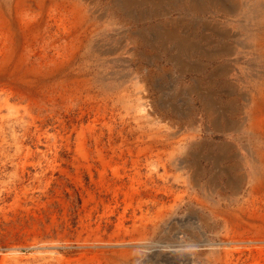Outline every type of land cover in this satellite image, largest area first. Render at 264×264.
<instances>
[{"label": "rangeland", "instance_id": "obj_1", "mask_svg": "<svg viewBox=\"0 0 264 264\" xmlns=\"http://www.w3.org/2000/svg\"><path fill=\"white\" fill-rule=\"evenodd\" d=\"M40 3L0 0L46 76L0 84V264H264V0Z\"/></svg>", "mask_w": 264, "mask_h": 264}, {"label": "bare ground", "instance_id": "obj_2", "mask_svg": "<svg viewBox=\"0 0 264 264\" xmlns=\"http://www.w3.org/2000/svg\"><path fill=\"white\" fill-rule=\"evenodd\" d=\"M19 1V4H18V8L19 6H24V5H30V4H39L41 5V1L42 0H18ZM48 1V0H47ZM50 1V0H49ZM7 3V2H6ZM13 3V2H12ZM11 3V4H12ZM23 4V5H21ZM76 4V3H75ZM85 5V4H84ZM44 6V5H43ZM238 6V5H237ZM225 9V8H224ZM18 10V9H17ZM236 10V9H235ZM89 12V11H88ZM72 14V13H71ZM76 18L74 20V23L73 25L71 26H68L67 27V24H63V25H59L58 28H62V29H66V37L67 39L69 38L68 35H71L72 34H75L77 35L83 28H84V25H85V22L88 21L86 20L87 18L85 17V14L83 12L82 9L80 8H77L76 10ZM12 19L10 17L7 16V12H4L2 9H0V23H4L6 26H8V29L11 28V23L10 22ZM14 22H17L15 19H14ZM29 22V21H28ZM90 22V21H89ZM22 23V22H21ZM41 23V22H40ZM55 23V22H54ZM17 24V23H16ZM31 25V24H29ZM37 26V25H36ZM40 26V25H39ZM21 27V26H20ZM56 27V25H55ZM1 28V27H0ZM5 28V26H4ZM42 28V27H41ZM88 28V27H87ZM90 28V27H89ZM88 28V29H89ZM35 29L36 28H31L30 32L34 33L35 32ZM67 29H70L71 33H69L67 31ZM15 31V30H14ZM13 31V32H14ZM21 31V30H20ZM41 31V30H40ZM83 31V30H82ZM86 31V30H85ZM21 33V32H20ZM56 33V32H55ZM54 33V34H55ZM43 34V33H42ZM82 34V33H81ZM34 35V34H33ZM51 35V34H50ZM53 35V34H52ZM58 35V34H57ZM62 35V34H61ZM259 35V34H258ZM10 37L12 39V33L10 32ZM40 37V36H39ZM22 38V37H21ZM64 38V37H63ZM62 38V39H63ZM73 38V37H72ZM75 38V37H74ZM83 38V36H82ZM29 39V38H28ZM27 39V40H28ZM5 40V39H4ZM32 40V39H31ZM262 40V38H261ZM30 41V39H29ZM38 41V40H37ZM80 41V40H79ZM83 41V40H82ZM260 41V40H259ZM33 42V41H32ZM68 42V41H67ZM264 42V41H263ZM28 45V44H27ZM30 45V44H29ZM79 45V44H78ZM264 45V44H263ZM84 46V45H83ZM65 47V46H64ZM264 47V46H263ZM69 48V47H68ZM81 48V47H80ZM25 49V48H23ZM82 49V48H81ZM79 50V49H78ZM22 52V50H21ZM70 52V51H69ZM51 53V52H50ZM76 53V52H75ZM45 54V53H44ZM263 54V53H262ZM39 56V55H38ZM54 56V55H53ZM58 56V55H57ZM76 56V55H75ZM264 56V55H263ZM50 57V56H49ZM74 57V56H73ZM72 57V58H73ZM37 58V56H36ZM64 60H67V59H64ZM67 62V61H66ZM52 63V62H51ZM29 64V60L28 58L24 57L22 54H20L17 50V47L15 46L14 42L12 43H2L0 42V84L2 86H4V88H8V89H14V88H22V87H25V88H30L31 86H34V85H38L42 82L43 78L46 77L44 76L43 77V72L44 70L41 69V68H38L36 66H33V64ZM62 65V61L61 60H56L55 61V64H54V67H52L50 70L48 69V75L52 73V71H54L55 68H59L60 66ZM64 67V66H63ZM62 68V67H61ZM58 70V69H56ZM72 71V70H71ZM46 72V71H45ZM64 72V71H63ZM69 73V71H67ZM61 73V72H60ZM74 73V71H73ZM64 74V73H63ZM66 74V73H65ZM76 74V73H75ZM62 75V74H61ZM80 75V74H78ZM60 76V75H59ZM75 76V75H74ZM69 77V76H68ZM61 78V77H60ZM63 78V77H62ZM73 78V77H72ZM76 78V76H75ZM59 78L57 77V80ZM65 79V78H64ZM2 80V81H1ZM52 80V79H51ZM56 81V80H55ZM85 81H88L85 80ZM2 82V83H1ZM60 82V81H59ZM73 82V80H72ZM71 82V83H72ZM80 82V81H79ZM77 83V82H76ZM47 83H45L46 85ZM50 84V82H49ZM73 84V83H72ZM75 84V83H74ZM48 85V84H47ZM56 85V84H55ZM43 86V85H42ZM57 86V85H56ZM62 86V84H61ZM41 87V85H40ZM48 88L50 86H47ZM80 87V86H79ZM78 87V88H79ZM82 87V85H81ZM89 87V86H88ZM7 89V90H8ZM52 89V87H51ZM87 89V88H86ZM38 90V89H37ZM47 90V89H46ZM80 90V89H79ZM18 91V90H17ZM44 91V90H43ZM85 91V90H84ZM9 92V91H8ZM13 92V91H11ZM31 92V91H30ZM41 91L39 90V93ZM50 92V91H49ZM66 92V91H64ZM258 92V91H257ZM3 93V92H2ZM1 93V94H2ZM16 93V92H15ZM73 93V92H71ZM75 93V92H74ZM10 94V92H9ZM14 94V93H13ZM21 94V93H19ZM12 95V94H11ZM44 95V94H43ZM47 95V94H46ZM5 96V95H4ZM14 97V96H13ZM257 97V96H256ZM19 99V98H18ZM24 99V97H23ZM22 99V101H23ZM21 100V99H20ZM256 100V103H255V111L256 112H261V110L263 109L262 106L264 105V90L259 94V96L257 97ZM251 103V102H250ZM264 107V106H263ZM255 112V114H256ZM251 129L258 133L259 135H261L263 138H264V115L259 113V116L257 115L252 124H251ZM95 140L97 141V144H96V151L98 150V138ZM264 141V140H263ZM109 145L112 147V142L111 140H109ZM137 142V141H136ZM86 143H87V140L84 136H81L80 139H79V142H78V148L79 150L81 151L82 154L84 155H87V147H86ZM264 146V145H263ZM159 148V147H158ZM100 156L101 153H98ZM154 155V154H152ZM162 156V155H161ZM259 159H260V166L262 167V173L261 174V178H259L256 182V185H255V188H257L256 190H260L258 188H263L264 187V154L261 153L259 155ZM104 162V161H102ZM163 168V167H162ZM184 177V176H183ZM255 194V193H254ZM136 213V212H135ZM147 214V213H146ZM133 216V215H132ZM240 219V218H239ZM255 219V218H254ZM154 220V219H153ZM256 222H252L251 226L253 227L254 229V232L256 234V237H254V239L252 241L254 242H258V246L261 248L263 247L264 248V218H261L257 221V219H255ZM136 221V220H135ZM239 221L235 222V226L236 227H239L240 224H238ZM139 225V224H137ZM142 225V224H141ZM233 226V225H232ZM126 229V228H125ZM134 229V228H133ZM253 232V233H254ZM140 236V235H139ZM246 240V239H245ZM229 241H232L231 239H224L222 243H228ZM253 243V242H252ZM244 244V243H243ZM98 248V247H97ZM102 248V247H100ZM108 248V247H107ZM99 251V250H98ZM104 252V251H103ZM241 252V251H240ZM106 254V253H105ZM134 256V254L131 252L129 254H127V256L125 257V260L124 261H130V259H132ZM122 261V260H121ZM64 263V262H63ZM72 264V263H71Z\"/></svg>", "mask_w": 264, "mask_h": 264}]
</instances>
